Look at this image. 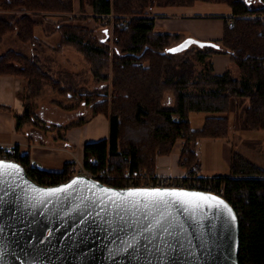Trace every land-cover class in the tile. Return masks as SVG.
<instances>
[{
    "label": "trees",
    "instance_id": "1",
    "mask_svg": "<svg viewBox=\"0 0 264 264\" xmlns=\"http://www.w3.org/2000/svg\"><path fill=\"white\" fill-rule=\"evenodd\" d=\"M197 1L230 5L233 23L226 19L220 40L191 38L187 46L174 49L187 37L160 28L157 17L148 9L188 6ZM76 3L0 0V9L29 11L13 16L0 12V45L13 33L22 43L42 46L36 29L48 21L46 12L71 15L77 10ZM81 4L82 13H86L84 0ZM90 5L97 20L115 14L114 47L111 36L98 37L93 28L83 24L88 17L81 14L73 21L64 19L55 25V31L60 32L56 49L75 48L91 64L99 83L109 81L108 71L110 67L113 70L110 90L107 84L100 90L103 92L88 91L83 96L84 101L95 102V113L104 112L110 118L109 137L85 145V166L94 173L108 169L106 183L124 187L128 170L156 173L158 156L171 153L179 139L186 141L181 164L189 173H195L202 138H228L232 128L264 130V0H90ZM218 53L230 54L239 77L230 67L222 74L215 72L212 59ZM45 67L38 54L17 48L0 53V75H15L26 81L25 110L15 114L18 129L40 121L37 98L46 85L63 91L62 81ZM169 92L174 98L172 104L165 101ZM68 94L80 98L72 91ZM192 112L213 114L206 117L202 128L195 129ZM14 150L17 161L41 184L64 182L73 164L68 162L62 171H48L33 166L30 155L21 154L18 146ZM0 151L6 149L0 147ZM91 157L94 162L89 160ZM198 181L223 191L236 208L240 218V264H264V167L234 148L229 174L202 176Z\"/></svg>",
    "mask_w": 264,
    "mask_h": 264
},
{
    "label": "water",
    "instance_id": "2",
    "mask_svg": "<svg viewBox=\"0 0 264 264\" xmlns=\"http://www.w3.org/2000/svg\"><path fill=\"white\" fill-rule=\"evenodd\" d=\"M0 161L17 166L0 174V264H240V218L225 196L118 187L85 173L47 185L19 161Z\"/></svg>",
    "mask_w": 264,
    "mask_h": 264
},
{
    "label": "crops",
    "instance_id": "3",
    "mask_svg": "<svg viewBox=\"0 0 264 264\" xmlns=\"http://www.w3.org/2000/svg\"><path fill=\"white\" fill-rule=\"evenodd\" d=\"M154 11L160 15L157 17L160 28L184 33L187 38L197 40H220L224 34L226 19H233L232 7L217 2L197 1L194 5L188 6H154ZM101 29L105 34L103 38H108L110 36L109 28L102 26ZM58 34V31L51 32V39ZM8 39L6 38L5 42H8ZM55 48L56 44L51 43L53 52L56 51ZM52 60H54L53 57ZM52 62L56 63L55 60ZM213 62L215 72L222 74L231 65L230 54L227 56L222 53L215 54ZM72 63L70 62V64ZM71 66L76 69L78 63H73ZM85 68H78L72 73L68 71L70 77L66 78V82L69 85L80 84L82 80L85 82V78L83 79L79 75L80 72L86 70ZM103 86L104 84H99V87ZM25 88L26 81L24 79L10 74L0 75V147L11 150L18 146L20 153H29L31 160L39 167L58 172L64 170L65 165L75 161L76 158L81 162L85 161L86 143L109 137L110 118L108 114L95 113V105L88 104L86 101L82 103V108L66 107L61 104V100L58 102L57 99H54L57 97H55L56 92L52 87L53 99L49 103L40 104L38 108L40 121L28 122L22 129H18L15 114L23 113L25 110ZM67 97L73 98L71 94H68ZM167 98L168 104H172L173 96L169 94ZM79 120H83V122L65 128ZM218 138L229 139L230 136ZM205 139L217 138L207 137L199 141L197 153L201 170L203 163L200 159L199 148ZM241 139L243 142L241 141V149L238 151L250 156L251 149L247 142L252 140L248 138L246 140L243 137ZM185 142V139H179L171 153L158 156L157 174L168 176H185L187 174V168L181 164ZM251 156L254 158L253 155ZM219 174L221 173H215L212 176Z\"/></svg>",
    "mask_w": 264,
    "mask_h": 264
},
{
    "label": "rangeland",
    "instance_id": "4",
    "mask_svg": "<svg viewBox=\"0 0 264 264\" xmlns=\"http://www.w3.org/2000/svg\"><path fill=\"white\" fill-rule=\"evenodd\" d=\"M256 3V0H255ZM84 4L86 6V13H82V4L81 0H77L76 3V8L77 10L73 12L71 15L69 13H50L46 12V16H48V21H44V25H41L37 27L36 29V34L41 38L43 41L42 46H34L31 43H22L21 41L18 40V38L12 34H9L6 38L8 39V42H4V44L0 45V53L5 52L6 50L10 48H17L24 50L25 53L33 55V54H38L39 57L42 59L44 64L46 65V69L54 75L56 78L60 79L62 81V89L63 91H60L59 89L54 88L52 85H46L41 96L37 98V104L38 108L40 107V104L43 103H49L51 102L52 94H51V87L54 90L55 97L54 99L61 100V104L65 105L66 107H71V108H82V103L84 102L83 96H86V93L88 94V91L94 92H103L100 90H103L105 86L99 87V84H104L107 86L109 85V90L112 88L111 83H112V77H113V70L109 69L108 73L110 74L111 78L109 81H105V83H99L95 80V76L93 75L92 72V66L91 64L73 47L71 46H65L64 49L61 51H58L56 48V51L53 52L51 50V43L56 44V47L58 46V43L60 41V32L58 36L55 38L51 39V32H55V25L58 22L64 21V19H69L70 21L74 20L75 16H87L88 19L83 20V24L89 26L90 28H93L95 31V34L103 38L105 34L102 32L101 27L105 26L107 24V20L110 18H104L101 20L95 19L93 16L94 13L92 11L91 5H90V0H84ZM150 14H156L157 17L160 15L158 13H155L154 11V6L149 7L148 9ZM0 12L7 14L8 16H13L15 14H20L21 12H29V11H21L19 9H14V10H4L0 9ZM73 16V17H72ZM113 19V18H112ZM114 18V22H115ZM88 21V22H87ZM103 21V22H102ZM114 25L111 26V24H108L107 26L109 28L110 36H111V45L115 44L116 36H114V26L116 23H113ZM114 38V39H113ZM18 43V45H17ZM220 54V53H218ZM224 56H227L228 53H222ZM229 56V55H228ZM52 57L54 58L55 62H52ZM213 60V59H212ZM70 62L78 63V66L76 69L80 68H85L86 70L83 72H80V76L84 79L85 82L82 80L80 84L77 85H69L66 82V78L68 79L70 77L69 72H75L76 69L75 67L71 66ZM231 65L229 66L235 77L240 76L239 69L236 65L230 63ZM69 71V72H68ZM80 88H84V91L81 92L83 89L80 90ZM77 90V91H76ZM72 91V93H75L76 95L80 96V98H68V92ZM85 94V95H82ZM172 93H168L169 95ZM61 96V97H60ZM173 96V95H172ZM107 98V97H106ZM111 96L108 98L109 107H111ZM174 98H172L173 100ZM166 103L168 104V98L166 97L165 99ZM70 102V103H69ZM69 103V104H68ZM88 104H94L95 102H91ZM213 113H208V112H192L191 113V121L192 125L196 129H200L204 125V121L208 115H212ZM88 116V115H87ZM76 122V121H74ZM67 127V126H66ZM65 127V128H66ZM241 137L245 138L247 140L250 139L252 140L251 142H247L248 146L250 147V153L248 156L250 159L255 161L257 164L260 166L264 167V130H258V131H239L235 128H232L231 133H230V138L229 139H222V138H217V139H205L201 142L199 152H200V159L202 160L203 163V168L202 170L199 167V172L192 174H201L202 176H207V177H212L213 174L215 173H229L230 168H231V161H232V150L235 148L236 150H240V143L242 141ZM243 142V141H242ZM5 149V148H4ZM7 150V149H6ZM245 151V150H241ZM184 162V160L182 159ZM181 161V162H182ZM74 162V161H73ZM75 162H78V165H81L83 161L75 159ZM144 172V171H143ZM151 174V173H148ZM157 174V172L155 173ZM191 173L188 172L185 175L186 177H190L192 175ZM153 175V174H151ZM159 176H166L174 179H179L184 176H168V175H160ZM188 179V178H186Z\"/></svg>",
    "mask_w": 264,
    "mask_h": 264
},
{
    "label": "built area",
    "instance_id": "5",
    "mask_svg": "<svg viewBox=\"0 0 264 264\" xmlns=\"http://www.w3.org/2000/svg\"><path fill=\"white\" fill-rule=\"evenodd\" d=\"M151 15H154V14H151ZM154 16L157 17L156 14ZM103 17L104 18H110L106 22L108 24H111V26L114 25L113 23H115V22L113 19L116 18L115 14L112 13L108 16H103ZM227 21L230 24L233 23V20L227 19ZM26 154H29V153H26ZM0 159H16L15 150L11 149V150H6L4 152L0 151ZM89 160L91 162H94L95 158L91 157ZM32 165L38 166L33 161H32ZM193 169L197 173L199 172V166L198 165H194ZM80 173L88 174V175H90L96 179H100L104 182H105V179H107L110 175L108 169L103 170L99 173H94V172H91L90 170L87 169V167L85 166V161L81 165H78V162L74 161L73 164L71 165L70 173L67 176V178H65V181L70 179L74 175H77ZM125 177H126L127 181H126V185L124 187H129V186L180 187V188L184 187V188L199 189V190H205V191H209V192H215L219 195L224 196L223 191L216 190L211 184H208L207 182H203V183L199 182L198 178L202 177L201 174H192L190 177L189 176L186 177L188 179H186L185 176L181 177L179 179H174V178H170V177H166V176H159L158 174H155V173L153 175H151V174H148L147 172H142L140 170L134 169L133 171L128 170L125 174ZM204 177H207V176H204Z\"/></svg>",
    "mask_w": 264,
    "mask_h": 264
},
{
    "label": "snow or ice",
    "instance_id": "6",
    "mask_svg": "<svg viewBox=\"0 0 264 264\" xmlns=\"http://www.w3.org/2000/svg\"><path fill=\"white\" fill-rule=\"evenodd\" d=\"M16 168L15 165H6L5 162L0 161V174H2V170L5 168ZM75 183V182H74ZM49 192H56L61 191L60 189H53V190H47ZM133 193H149V194H156L158 196H163L165 193L175 195V196H200L203 197L204 194L202 193H177L175 190H161V189H134L132 190ZM215 199V198H214Z\"/></svg>",
    "mask_w": 264,
    "mask_h": 264
},
{
    "label": "bare ground",
    "instance_id": "7",
    "mask_svg": "<svg viewBox=\"0 0 264 264\" xmlns=\"http://www.w3.org/2000/svg\"><path fill=\"white\" fill-rule=\"evenodd\" d=\"M228 20H233V19L230 18V19H228ZM13 160H17V159H13Z\"/></svg>",
    "mask_w": 264,
    "mask_h": 264
}]
</instances>
